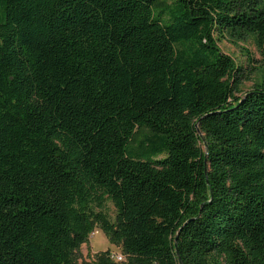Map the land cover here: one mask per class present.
Listing matches in <instances>:
<instances>
[{
    "label": "trees",
    "instance_id": "trees-1",
    "mask_svg": "<svg viewBox=\"0 0 264 264\" xmlns=\"http://www.w3.org/2000/svg\"><path fill=\"white\" fill-rule=\"evenodd\" d=\"M225 34L264 54V0H0V264L97 229L94 264H264V87Z\"/></svg>",
    "mask_w": 264,
    "mask_h": 264
},
{
    "label": "rangeland",
    "instance_id": "rangeland-1",
    "mask_svg": "<svg viewBox=\"0 0 264 264\" xmlns=\"http://www.w3.org/2000/svg\"><path fill=\"white\" fill-rule=\"evenodd\" d=\"M217 41L221 51L230 56L243 69L242 84L240 93L237 96L243 97L256 87H264V54L257 47L254 36L217 35ZM106 208L109 216L114 220L116 217L114 205L110 201L106 202ZM107 251H110L112 256L122 253L118 246L113 245L107 236L97 229L77 253L78 263L88 262L94 264L96 256Z\"/></svg>",
    "mask_w": 264,
    "mask_h": 264
},
{
    "label": "built area",
    "instance_id": "built-area-1",
    "mask_svg": "<svg viewBox=\"0 0 264 264\" xmlns=\"http://www.w3.org/2000/svg\"><path fill=\"white\" fill-rule=\"evenodd\" d=\"M115 259H116L117 261H119V262H121V261L124 260V258H123L122 255H115Z\"/></svg>",
    "mask_w": 264,
    "mask_h": 264
},
{
    "label": "water",
    "instance_id": "water-1",
    "mask_svg": "<svg viewBox=\"0 0 264 264\" xmlns=\"http://www.w3.org/2000/svg\"><path fill=\"white\" fill-rule=\"evenodd\" d=\"M196 128L198 129V125H196ZM201 137H202L203 141L205 142V138L203 137V135H201ZM177 239H176V242H177Z\"/></svg>",
    "mask_w": 264,
    "mask_h": 264
}]
</instances>
